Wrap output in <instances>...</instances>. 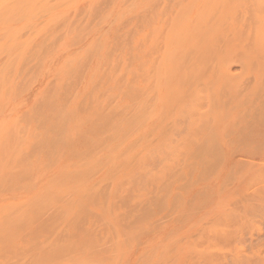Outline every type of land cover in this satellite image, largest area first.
I'll return each mask as SVG.
<instances>
[{
  "label": "rangeland",
  "instance_id": "1",
  "mask_svg": "<svg viewBox=\"0 0 264 264\" xmlns=\"http://www.w3.org/2000/svg\"><path fill=\"white\" fill-rule=\"evenodd\" d=\"M84 248L264 264V0H0V264Z\"/></svg>",
  "mask_w": 264,
  "mask_h": 264
},
{
  "label": "bare ground",
  "instance_id": "2",
  "mask_svg": "<svg viewBox=\"0 0 264 264\" xmlns=\"http://www.w3.org/2000/svg\"><path fill=\"white\" fill-rule=\"evenodd\" d=\"M27 192H29V191H27ZM18 203L20 204L21 202H18ZM26 211H28L27 213L30 212L29 209L28 210L26 209ZM26 211H24L23 215L27 214ZM21 219H24V218H21ZM81 244L83 246H85L87 244V242H83ZM70 246H71V244H70ZM70 252L71 251H69L63 255H59L56 257L54 256L53 258H49L50 259V260H48L49 264H64V263L68 262L67 261L68 258H69V260H70V258H72V260H74L75 264H94L97 261L99 262V260H101V258H103V257H107V258L111 259V263H109V264H116V260L118 259V255L116 254V252H112V251H101V250H93V249L86 250L84 248V249H79L78 251H75L73 253L72 252L70 253ZM133 258H134L133 261L132 260L130 261V259H131L130 258L129 260L127 259L129 262L126 261L127 263L125 262L124 264H142L143 263V261H141V263H137L139 260L137 262H135L136 259L134 256H133Z\"/></svg>",
  "mask_w": 264,
  "mask_h": 264
}]
</instances>
